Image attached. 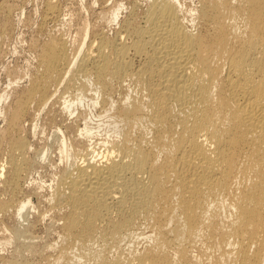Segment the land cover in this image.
Masks as SVG:
<instances>
[{"label":"bare ground","instance_id":"bare-ground-1","mask_svg":"<svg viewBox=\"0 0 264 264\" xmlns=\"http://www.w3.org/2000/svg\"><path fill=\"white\" fill-rule=\"evenodd\" d=\"M138 4L112 36L86 21L73 50L65 36L31 39L34 64L7 84L26 76L24 87L0 93V174L11 188L0 211L27 215L29 197L16 195L34 163L23 117L36 106L33 132L53 101L44 123L69 164L48 196L60 221L42 247L49 261L264 264V0ZM123 6L100 18L116 21ZM11 9L0 5V26ZM43 13L57 19V1ZM73 114L82 122L65 124ZM13 232L23 246L38 238Z\"/></svg>","mask_w":264,"mask_h":264},{"label":"rangeland","instance_id":"rangeland-1","mask_svg":"<svg viewBox=\"0 0 264 264\" xmlns=\"http://www.w3.org/2000/svg\"><path fill=\"white\" fill-rule=\"evenodd\" d=\"M55 1H57V4L60 9L59 16L57 17V19H54L55 21L48 20L47 22H44L42 16L44 15L43 12L45 10V3L47 2V0H0V5L8 3L12 7L9 15V20L5 23V25L0 26V36H1L0 37V93L3 92L4 90H8L10 92L15 86H16L15 88L18 89L24 87L26 82V76L24 77L25 79L24 78L20 79L21 82L20 81L17 82L20 85L16 83L17 85L14 84L12 85V88H9L7 84L9 81H14V79L16 80V78H18L21 75L24 76L25 74L23 73L27 69L31 68L32 64H34L35 61L34 59H32V57L34 58V54L30 46L31 39L36 38L39 40H44L50 36L53 37L65 36L64 38L66 39L68 38L67 39L68 43L70 44V47L73 50L84 34L83 31L85 29V25L87 24L86 21L88 22L89 25H92L96 29H103L107 32L109 36H112L115 33V30L117 29L121 19L127 14L128 12L127 9L129 8L130 3L136 0H108V1L83 0L84 2L82 0H55ZM120 1L124 3V6L123 9L120 10L118 19L116 21H113L109 24L107 18L105 17H104L105 19L100 18L101 15L106 13V11L108 13L107 14L108 16L111 11L110 9L113 8V6L119 4ZM197 1L198 0H181V2L184 3L183 6H187L189 8L195 7ZM137 2L139 3L137 12L140 13L141 10L148 3V0H137ZM22 9L24 11H22ZM1 16H2V12H0V20L2 21L3 18ZM105 20L107 21V23ZM87 35L88 36L86 37L88 39L90 37V33H88ZM118 95L119 94L116 93L115 97H117ZM52 102L46 106L39 120L40 126H38V128L36 127V130H34L33 132H32L33 129L31 128V121H32L31 118L33 114V109H35L36 106H33L32 110L30 109V111L27 112L26 115L23 117L24 118L23 123L26 129V131L23 132V134L25 135L26 140L29 142L27 156H30L31 163L33 162L34 163L32 165L29 164L31 166L26 173V177L23 179L25 181L23 180L21 181V187L16 195L19 199L22 197H26V198L29 197L31 201L30 203L32 204H30L28 208L29 210L27 209L26 212L27 215L25 216L26 219L24 217L22 218L21 216H18L16 209H10L5 212L0 211V221H2L0 222V246H1L0 264H6V263L10 264L13 261H20V260H25L31 262L32 264L52 263L51 261L48 260V258L50 257L49 251L46 250L42 251V247L44 246L45 242L49 243L54 240V238L56 237V233L59 231L58 225L60 221L57 219V213L51 210L50 208L51 206L48 196L50 197L53 186L57 181L56 178H58L62 170L66 168L69 164V159L64 157L62 155V152L59 150L60 148H58L59 143L56 140L57 139L56 135H54L53 132L54 127H52L48 123H44V116L46 111L48 112L49 109L53 107ZM3 107L5 108V105L0 100V108ZM73 115L70 116L67 115V118L65 119L64 123L71 124V123L82 122L81 120L75 121L74 118L76 114ZM104 120H107V118H104ZM1 124L3 125V121L0 119V126ZM42 129L44 131H42ZM53 136L54 138H52ZM40 150L41 152H43L42 154L39 152ZM38 152L40 153L39 155L41 157L39 155L37 156ZM60 156L62 159H60ZM6 157L7 156L5 152H0V161H1L0 163L4 162L6 160ZM39 157L42 160L39 159ZM65 161L67 163H65ZM29 177L31 178L29 179ZM0 179H1L0 196H2L1 197L2 199L0 198V203H2V201L6 200L11 196V188L5 182V179L1 174H0ZM55 179L56 181H54ZM40 181L41 184H39ZM42 184L43 186L41 187ZM36 210L38 212L37 214H36ZM55 219L57 220L56 222ZM50 224H52L53 226ZM49 227H51L50 230ZM15 228L19 230H27V232H31L37 235L38 236L37 239L39 240L37 239L36 241L32 240L31 243L29 242L28 246H23L22 239H19L18 237L16 238V236L13 235L14 234L13 230L15 231ZM45 232H46V236H45ZM9 235L11 237H9ZM8 240L11 241L10 245H9L10 242L7 244ZM3 242L6 244L4 245ZM138 242H141V244L138 243L139 244L138 247H142L145 245L146 240L140 239Z\"/></svg>","mask_w":264,"mask_h":264}]
</instances>
